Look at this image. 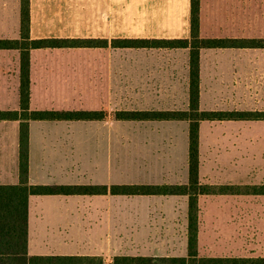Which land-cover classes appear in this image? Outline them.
Returning a JSON list of instances; mask_svg holds the SVG:
<instances>
[{
    "label": "crops",
    "instance_id": "0c3cea01",
    "mask_svg": "<svg viewBox=\"0 0 264 264\" xmlns=\"http://www.w3.org/2000/svg\"><path fill=\"white\" fill-rule=\"evenodd\" d=\"M237 1L200 0V36L264 40V27L259 26L257 16H243ZM191 10L192 0H30L32 39L98 40L91 46L29 49L30 109L88 110L100 115L30 119L28 185L103 184L108 190L97 194L30 193L29 257L80 256L86 261L72 264H122L113 260L120 253L114 249L113 208L107 198L114 141H174L178 123H184L181 135L189 144L190 121L118 118L116 113L189 110L192 47L126 46L114 41L191 38ZM0 38L21 39V0H0ZM259 47L264 46L199 48L201 109H211L205 106L204 88H226L220 78L229 75L227 63L232 69L241 60L242 49ZM21 52L22 48L0 47V110L20 109ZM216 96L211 92V101ZM21 122L0 119V185L21 184ZM148 156L154 157V153ZM138 162L148 164L143 159ZM185 176L189 179V149ZM151 178L145 177V183L161 184ZM125 255L161 256L145 250Z\"/></svg>",
    "mask_w": 264,
    "mask_h": 264
},
{
    "label": "rangeland",
    "instance_id": "374dc122",
    "mask_svg": "<svg viewBox=\"0 0 264 264\" xmlns=\"http://www.w3.org/2000/svg\"><path fill=\"white\" fill-rule=\"evenodd\" d=\"M237 3L243 16L256 15L264 27V0ZM241 52L232 69L227 63L229 75L220 78L226 88H204V103L210 110L252 111L262 116L264 47ZM213 91L218 96L211 101ZM178 124L174 141H114L110 185L145 183L148 175L158 183L188 182V138L181 135L185 124ZM150 152L154 157L148 156ZM139 159L148 164L140 165ZM200 166L202 183L234 185L235 192L199 195L197 260L222 257L227 264H263L264 193L255 191L264 190V118L200 121ZM146 171L152 174L145 175ZM107 198L112 203L114 249L119 258L145 250L189 260L188 194L109 193Z\"/></svg>",
    "mask_w": 264,
    "mask_h": 264
},
{
    "label": "trees",
    "instance_id": "16d2710c",
    "mask_svg": "<svg viewBox=\"0 0 264 264\" xmlns=\"http://www.w3.org/2000/svg\"><path fill=\"white\" fill-rule=\"evenodd\" d=\"M200 28V0H192L191 38L175 39H116L115 45L126 46H191V88L189 110L172 111H118V118H172L189 119V181L188 183H130L112 184L113 194H188V248L185 256H116L122 264H227L225 258L198 259L199 195L233 193L234 185H215L200 181V121L211 119L264 118L258 112L240 110H203L200 108V47L264 46V40L255 38H202ZM90 38H34L30 37V0H21V39L0 38V47L22 48L20 109L0 110V119H21L20 128V185H0V264H72L86 261L80 256H28L27 209L28 195L57 193H106L103 184L80 185H28L29 176V125L30 119H91L96 111L32 110L30 109V56L31 47H76L95 45ZM264 189V188H262ZM256 193H264L257 190ZM264 264V263H263Z\"/></svg>",
    "mask_w": 264,
    "mask_h": 264
}]
</instances>
